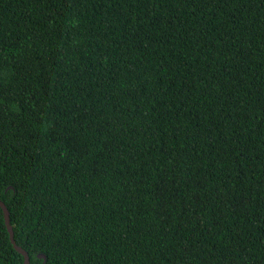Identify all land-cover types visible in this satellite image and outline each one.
<instances>
[{"label": "trees", "instance_id": "16d2710c", "mask_svg": "<svg viewBox=\"0 0 264 264\" xmlns=\"http://www.w3.org/2000/svg\"><path fill=\"white\" fill-rule=\"evenodd\" d=\"M0 201L29 264H264V0H0Z\"/></svg>", "mask_w": 264, "mask_h": 264}, {"label": "water", "instance_id": "95a60500", "mask_svg": "<svg viewBox=\"0 0 264 264\" xmlns=\"http://www.w3.org/2000/svg\"><path fill=\"white\" fill-rule=\"evenodd\" d=\"M0 209H1L2 214H3V221H4L6 231L8 233V238H9L10 244L12 245L13 249L18 254H20L22 256V258H23L22 264H29V258H28L26 251H24L21 247H19L15 244V241L13 239V231H12V228L9 224V214H8L7 208L5 207L3 202H1V201H0ZM37 258L42 259L43 262L45 261L44 255H42V254H38Z\"/></svg>", "mask_w": 264, "mask_h": 264}]
</instances>
